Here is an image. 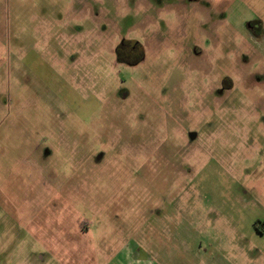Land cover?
I'll return each mask as SVG.
<instances>
[{"label": "rangeland", "instance_id": "obj_1", "mask_svg": "<svg viewBox=\"0 0 264 264\" xmlns=\"http://www.w3.org/2000/svg\"><path fill=\"white\" fill-rule=\"evenodd\" d=\"M0 264H264V0H0Z\"/></svg>", "mask_w": 264, "mask_h": 264}, {"label": "flooded vegetation", "instance_id": "obj_2", "mask_svg": "<svg viewBox=\"0 0 264 264\" xmlns=\"http://www.w3.org/2000/svg\"><path fill=\"white\" fill-rule=\"evenodd\" d=\"M249 25V24H248ZM250 26V25H249ZM135 43H131L130 45H131V47L134 45Z\"/></svg>", "mask_w": 264, "mask_h": 264}]
</instances>
